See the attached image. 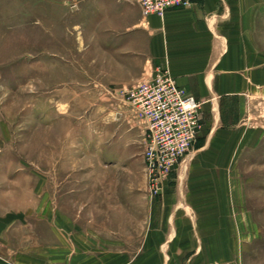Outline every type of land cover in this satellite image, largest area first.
Returning a JSON list of instances; mask_svg holds the SVG:
<instances>
[{
  "label": "rangeland",
  "instance_id": "rangeland-1",
  "mask_svg": "<svg viewBox=\"0 0 264 264\" xmlns=\"http://www.w3.org/2000/svg\"><path fill=\"white\" fill-rule=\"evenodd\" d=\"M77 4L0 0V264H166L177 253L149 232L174 187L208 199L203 227L223 228L233 264H264V83L151 195L140 132L94 87Z\"/></svg>",
  "mask_w": 264,
  "mask_h": 264
},
{
  "label": "crops",
  "instance_id": "crops-1",
  "mask_svg": "<svg viewBox=\"0 0 264 264\" xmlns=\"http://www.w3.org/2000/svg\"><path fill=\"white\" fill-rule=\"evenodd\" d=\"M189 1V7L159 18L143 17L139 6L128 1L78 0V41L93 53L87 56L99 92L134 85L142 75L167 69L179 87L202 102L204 130L221 122L232 102L262 88L264 0ZM82 74L86 77L76 80L89 83V75ZM174 188L161 203L166 209L163 228L149 232L151 237L159 232L165 251L177 253L165 263L233 264L235 249L223 228L210 226L212 220L203 227L199 205L208 199L185 195L180 200Z\"/></svg>",
  "mask_w": 264,
  "mask_h": 264
},
{
  "label": "built area",
  "instance_id": "built-area-1",
  "mask_svg": "<svg viewBox=\"0 0 264 264\" xmlns=\"http://www.w3.org/2000/svg\"><path fill=\"white\" fill-rule=\"evenodd\" d=\"M119 1L138 5L143 17L163 18L172 9L190 6L189 0ZM113 91L115 120L132 123L140 132L149 193L157 195L171 174L181 171L197 142L202 102L179 87L167 69H155Z\"/></svg>",
  "mask_w": 264,
  "mask_h": 264
}]
</instances>
